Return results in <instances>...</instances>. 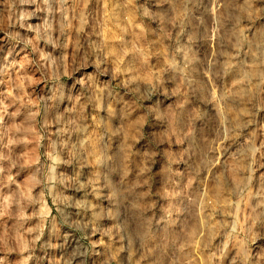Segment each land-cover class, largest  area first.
I'll use <instances>...</instances> for the list:
<instances>
[{"label":"rangeland","instance_id":"1","mask_svg":"<svg viewBox=\"0 0 264 264\" xmlns=\"http://www.w3.org/2000/svg\"><path fill=\"white\" fill-rule=\"evenodd\" d=\"M0 264H264V0H0Z\"/></svg>","mask_w":264,"mask_h":264},{"label":"bare ground","instance_id":"2","mask_svg":"<svg viewBox=\"0 0 264 264\" xmlns=\"http://www.w3.org/2000/svg\"><path fill=\"white\" fill-rule=\"evenodd\" d=\"M210 9H212V8H210ZM213 10V9H212ZM212 29V28H211ZM208 31H210V29L208 30ZM214 31V30H213ZM212 33H214V32H212ZM211 34V33H210ZM209 38H211L210 37V35H209V33L206 35V40H209Z\"/></svg>","mask_w":264,"mask_h":264}]
</instances>
